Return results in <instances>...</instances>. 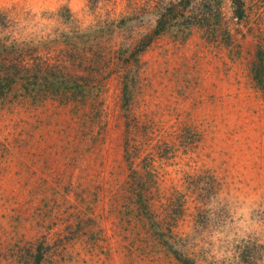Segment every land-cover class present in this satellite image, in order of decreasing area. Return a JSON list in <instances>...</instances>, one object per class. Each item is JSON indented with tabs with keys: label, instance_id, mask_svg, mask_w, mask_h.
Masks as SVG:
<instances>
[{
	"label": "rangeland",
	"instance_id": "1",
	"mask_svg": "<svg viewBox=\"0 0 264 264\" xmlns=\"http://www.w3.org/2000/svg\"><path fill=\"white\" fill-rule=\"evenodd\" d=\"M202 1L0 0V61L87 87L0 95V264H264V0Z\"/></svg>",
	"mask_w": 264,
	"mask_h": 264
},
{
	"label": "trees",
	"instance_id": "2",
	"mask_svg": "<svg viewBox=\"0 0 264 264\" xmlns=\"http://www.w3.org/2000/svg\"><path fill=\"white\" fill-rule=\"evenodd\" d=\"M192 0H187L190 3ZM221 0H203L200 3V10L192 11L187 16L188 24L200 27L215 28L221 22L219 13ZM235 15L239 18L244 16V0H232ZM175 8L171 4L157 20V24L152 31L150 38L168 31L172 28ZM186 20V21H187ZM11 49L15 45H10ZM11 68V69H9ZM62 75H61V74ZM254 78L264 93V66L254 70ZM19 84L24 94L31 95L35 99L43 101L47 97H55L61 100H76L79 94H85L86 86L83 80L76 76H66L55 66L41 67L25 65L21 62H14L7 65L0 61V95H4L13 89V85Z\"/></svg>",
	"mask_w": 264,
	"mask_h": 264
}]
</instances>
